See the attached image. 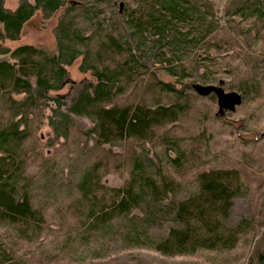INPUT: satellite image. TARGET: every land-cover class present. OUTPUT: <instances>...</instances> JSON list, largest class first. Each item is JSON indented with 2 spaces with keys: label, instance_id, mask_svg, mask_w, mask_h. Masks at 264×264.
Wrapping results in <instances>:
<instances>
[{
  "label": "rangeland",
  "instance_id": "rangeland-1",
  "mask_svg": "<svg viewBox=\"0 0 264 264\" xmlns=\"http://www.w3.org/2000/svg\"><path fill=\"white\" fill-rule=\"evenodd\" d=\"M188 1L184 16L177 17L171 11L173 0H60L57 5L47 0H0L10 16L21 7L24 11L13 34L0 21V62L16 63V48L32 44L55 55L56 70L61 67L64 72H55L52 86L32 110L21 150L25 160L21 189L41 209L43 221L30 227L34 232L28 239L21 228L0 223V264L263 263L264 14L250 12L248 18L236 14L244 0ZM125 57L131 73L118 81L111 67ZM182 65L199 72L182 76L180 68H173ZM205 69L207 76L200 74ZM219 80L226 89L251 87L234 110L221 109L216 98L192 86L194 81L218 86ZM160 81L174 82L183 93L162 89ZM87 87L108 89L111 103L181 102L184 109L176 121L156 128L152 140L128 137L98 143L91 132L92 119L70 109ZM59 101L69 117L54 111ZM0 106L4 110V100ZM165 132L179 135L187 149L184 191L197 188L196 175L203 169L240 170L247 189L236 199L234 216L249 213L253 224L236 248L166 255L145 239L125 237V218L117 219L108 231L84 224L89 202L80 200L79 183L85 173L109 186L124 185L137 153L156 151L165 156L159 137Z\"/></svg>",
  "mask_w": 264,
  "mask_h": 264
},
{
  "label": "trees",
  "instance_id": "trees-1",
  "mask_svg": "<svg viewBox=\"0 0 264 264\" xmlns=\"http://www.w3.org/2000/svg\"><path fill=\"white\" fill-rule=\"evenodd\" d=\"M52 1L57 5L60 0H47V3ZM186 2L188 4L189 1L173 0L171 11L177 17H183L181 14L188 6ZM248 2L244 0L239 3L235 13L245 15V18L252 14L250 12L264 14V0H256L251 4ZM250 8L253 11L246 13L245 10ZM22 10L21 7L11 17L0 6V21H5L9 34L18 29L20 17L24 15ZM15 54L18 56L16 63L0 62L3 65L0 64V102L4 100L5 104L4 110L0 106V223H11L21 228L22 236L28 239L34 232L30 227L40 224L44 215L27 191L21 189L25 170L21 150L29 135L32 110L39 105L41 95L52 86L55 72L58 75L64 72L61 67L56 70L52 60L55 55H49L44 48L23 44L16 48ZM128 63L129 59L125 57L111 67L118 81H124L125 74L130 75ZM173 68H180L182 76L192 75V70L199 72L197 67L187 65ZM200 74L207 76V69ZM219 81L218 85L224 90L239 92L242 95L241 102L246 98L244 93L251 90V87L244 88L245 91L226 89L223 80ZM160 85L168 92L183 93L174 82L160 81ZM20 93L26 95L21 98L15 96ZM207 95L216 98L219 104L217 91L213 90ZM110 96L106 88L94 87L91 91L87 87L70 108L92 119L91 132H94L98 143H114L128 137L152 140L156 128L176 121L184 109V103L181 102L120 105L111 103ZM62 106L63 103L59 101L54 111L69 117ZM5 111H9L8 117L4 116ZM54 122L52 118V124L57 127ZM159 137L165 146V156H159L156 151L154 155H150V151L137 153L132 159L130 175L122 186L106 185L101 183L99 177L90 172L85 173L79 183L80 200L89 202L84 224L89 226L88 229L108 231L114 228L117 219L125 218L128 227L127 232L123 233L125 237L145 239L155 250L166 255L192 256L202 248H236L244 234L251 232L253 224L249 213L238 218L234 216L236 199L247 189L240 170L226 167L203 169L196 175L197 188L184 191L186 185L182 176L188 167L187 149L179 135L165 132ZM135 209H140L142 213L135 212ZM160 228H163V233L158 235L156 232Z\"/></svg>",
  "mask_w": 264,
  "mask_h": 264
},
{
  "label": "water",
  "instance_id": "water-1",
  "mask_svg": "<svg viewBox=\"0 0 264 264\" xmlns=\"http://www.w3.org/2000/svg\"><path fill=\"white\" fill-rule=\"evenodd\" d=\"M194 87L196 90L203 95H207L211 91H217L219 96V105L221 109L224 108H235L237 104L241 103L242 95L237 91H227L224 90L221 86L213 84H204L201 82H195ZM264 264V261L263 263Z\"/></svg>",
  "mask_w": 264,
  "mask_h": 264
}]
</instances>
